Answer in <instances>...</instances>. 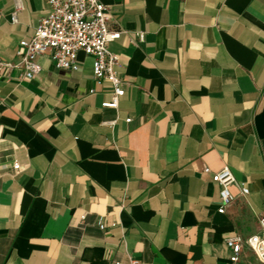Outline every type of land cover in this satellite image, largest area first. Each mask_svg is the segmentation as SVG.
<instances>
[{"label": "crops", "instance_id": "1", "mask_svg": "<svg viewBox=\"0 0 264 264\" xmlns=\"http://www.w3.org/2000/svg\"><path fill=\"white\" fill-rule=\"evenodd\" d=\"M101 1L122 31L117 108L84 53L77 70L43 54L31 79L0 73V264H228L226 239L264 213V0ZM15 2L0 0L13 61L50 10L22 0L14 22ZM225 165L220 213L205 169ZM239 264L264 262L245 246Z\"/></svg>", "mask_w": 264, "mask_h": 264}, {"label": "built area", "instance_id": "2", "mask_svg": "<svg viewBox=\"0 0 264 264\" xmlns=\"http://www.w3.org/2000/svg\"><path fill=\"white\" fill-rule=\"evenodd\" d=\"M50 10L42 17L34 30L32 37L22 39L16 51L17 61L0 57V73L21 70L20 77L31 79L42 71L37 62L39 55L48 54L57 68L77 70L79 54L84 53L93 58V75L97 83L109 81L113 86L110 101L104 102V107L117 108L119 100L125 95V81L118 74V56L109 50L108 44L121 37L122 31L112 26L109 7L101 0H48ZM16 10L12 20L18 21V12L23 9L22 0H16ZM114 124L115 121H110ZM15 169L20 164L15 162ZM206 173H212L215 183L220 186V213H225L226 207L235 200L231 186L236 178L232 169L225 165L218 171L209 167ZM249 189L241 185V194L247 195ZM83 220L86 216L82 217ZM260 233L243 238L234 234L226 239L231 254L228 264H239L241 253L245 246L253 250L264 262V213L258 217ZM130 264H143L137 259H130Z\"/></svg>", "mask_w": 264, "mask_h": 264}]
</instances>
